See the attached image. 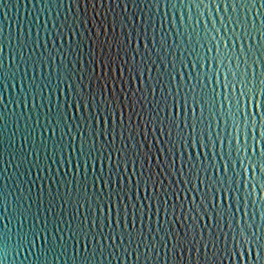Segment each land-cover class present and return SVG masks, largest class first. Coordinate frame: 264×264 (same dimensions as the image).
Listing matches in <instances>:
<instances>
[{
	"label": "water",
	"instance_id": "water-1",
	"mask_svg": "<svg viewBox=\"0 0 264 264\" xmlns=\"http://www.w3.org/2000/svg\"><path fill=\"white\" fill-rule=\"evenodd\" d=\"M260 165L264 0H0V264H264Z\"/></svg>",
	"mask_w": 264,
	"mask_h": 264
},
{
	"label": "snow or ice",
	"instance_id": "snow-or-ice-1",
	"mask_svg": "<svg viewBox=\"0 0 264 264\" xmlns=\"http://www.w3.org/2000/svg\"><path fill=\"white\" fill-rule=\"evenodd\" d=\"M241 95L243 96L244 93L243 91H241ZM249 100L251 101V97H249ZM104 123L107 124V118H105ZM113 124H115V120H113ZM261 171L264 172V165H260ZM45 241H47V238L45 237ZM245 243H247V240L245 239ZM87 248V244H85V249ZM249 251V257H251V249L248 250ZM257 259H259V251H257L256 253ZM240 257H241V261H243V257H244V252L243 250H241L240 252Z\"/></svg>",
	"mask_w": 264,
	"mask_h": 264
}]
</instances>
